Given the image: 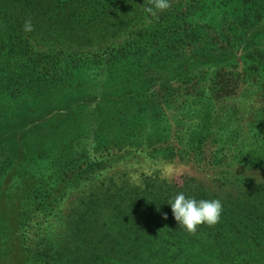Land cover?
Instances as JSON below:
<instances>
[{
	"label": "trees",
	"instance_id": "obj_1",
	"mask_svg": "<svg viewBox=\"0 0 264 264\" xmlns=\"http://www.w3.org/2000/svg\"><path fill=\"white\" fill-rule=\"evenodd\" d=\"M230 1L228 15L237 41L222 52L213 41L201 39L211 23L199 24L211 9L215 15L221 13L222 0H191L185 9L190 17L181 18L179 0L155 16L145 11L149 0H0V264H264V183H239L242 190L236 194L186 180L180 185L149 179L135 185L73 183L81 159L87 170L79 175L93 172L94 163L89 162L95 155L80 139L87 116L93 117L100 144L116 152L148 151L160 159L177 156L198 162L201 140L186 135L195 120L194 127L210 134L206 138L214 145L211 161L222 157L223 163L231 159L264 168V116L257 104L251 108L261 119L246 123L242 135H228V125L217 122L215 109L204 114L188 103L184 113L171 115L169 124L162 113V125H154V141L134 134L145 124V110L156 108L157 96L170 93L175 82L189 81L194 70L201 75L216 71L222 78L235 58L244 64V52L264 34V22L254 21L258 11L244 6L257 0H235L233 5ZM100 14L113 27L112 38L138 32L135 38L118 41L114 56L100 64L101 73L107 68L116 83L115 92L88 91L79 78L66 85L73 71L79 75L88 69L79 67L80 46L85 45L80 36ZM186 17L199 23L182 36ZM26 19L34 26L27 34L58 47L49 48L51 56L32 51L30 35L23 31ZM179 37L187 42L177 47ZM259 64L257 60L250 68L259 71ZM245 83L260 91L254 86L257 81ZM181 192L196 200L219 199V223L201 225L195 234L180 227L168 203ZM57 223L60 230L55 233L51 228Z\"/></svg>",
	"mask_w": 264,
	"mask_h": 264
},
{
	"label": "rangeland",
	"instance_id": "obj_2",
	"mask_svg": "<svg viewBox=\"0 0 264 264\" xmlns=\"http://www.w3.org/2000/svg\"><path fill=\"white\" fill-rule=\"evenodd\" d=\"M189 1L191 0H179L182 4V7L179 9L181 12L178 11L180 18L181 16L190 17L185 11V9H188L187 5H190ZM227 1L228 0H222L220 14L215 15L211 9L206 15H204V20L200 21V23L198 20L191 22L190 18L186 17V30H180V34H182V36L184 34L188 36V30H191L194 25H197V23L205 25V22L209 21L211 23L209 25L211 27H214L215 25L217 31L213 32L211 27L207 25L210 28L209 30L205 28V34L201 36L203 42L206 43L207 41H213L212 43H216V47L222 50V52L230 51L231 43L237 41L233 40L237 37V34L232 33L234 30L231 27L235 25L231 24V17L228 15L230 14L228 10L229 7L227 6L229 4L226 3ZM240 1L241 0H238L239 3ZM176 2L177 0H169L170 7L174 6V4L177 5ZM230 2V4L233 5L237 1L231 0ZM244 3V6L250 8L251 11H258L256 15L252 16L254 17V21L257 20L259 24L263 23L264 0ZM75 9V6L71 7V11ZM103 16V14H100L98 16L99 18L94 20L91 25L87 26V29L84 32L85 36H80V38L85 41V45L80 46V56L78 58L79 67L84 68V65H88V69L79 75L76 73L74 74L73 71V75H68L66 78V85H68L67 83H74L75 79L79 78L77 82L84 79L85 82L83 83V86L88 91L89 88H91L93 89V92L96 90L100 93L104 91L115 92L116 83H112L113 79L109 77L106 66H103L106 70L101 73L100 64L110 61V57L114 56L117 47L120 46L118 41L127 39V37H133L138 32L129 30L128 33L130 34H123L119 39H115V37L112 38L110 30L113 27L106 23V19H104ZM95 21H99L100 23ZM163 24L164 27L168 25L167 23ZM237 25H239V22ZM179 27L180 29H183L180 23ZM184 31H186V33H183ZM206 32H208V34H206ZM26 35H30L28 41L33 47L32 51L35 54H49V48L51 47L49 41V43H46L44 39L36 37L37 35L35 36L34 34L26 33ZM96 36L98 41L94 39ZM178 40L180 43L176 45L177 47L187 42L186 38L182 39L179 37ZM61 46L64 48V45ZM57 48L56 45L51 47L53 50H56ZM233 48L237 49V45ZM99 56L102 57L100 58ZM244 57L246 59L241 58L244 63L243 65L240 60L235 58L231 62L234 67L231 65L226 71H222V78H217L216 71H204L201 75L200 72L194 70L189 76V81L188 79H185L186 81L182 84L175 82L174 85L170 87V93L168 90H166V92L161 91L163 96H157V99L154 101L157 107H151V109L145 110L146 117L143 120L145 124L139 128L138 132H134L136 138L142 141H154L155 135H158V131L154 125H159V123L162 125V113H164L165 120L169 124L172 114L176 117L179 113H184L187 110V103L192 109L196 110L202 108L204 114L207 111H210V109H215L218 112L216 115L220 119H216L217 122L221 121L228 125V135L234 133L242 135L246 128V123L249 121L257 122L261 119L253 114L254 111L251 108V104H257L264 116V34L258 38L257 44L252 43L250 45V48L244 52ZM257 60L262 62V64H259V71L250 68L252 63H255ZM90 66L91 68H89ZM243 68L246 70V76L248 77L247 80H245L246 77L245 71H242ZM232 70L236 72L228 75ZM248 74H250V76ZM258 76L261 77L260 80ZM251 81L258 82L257 84H254V86L260 88V91L256 92L250 89V85L246 86L245 82ZM221 85H228L229 88L218 92L217 88H219V86L221 87ZM134 87H137V85L135 84L132 86V88ZM243 90L244 92L242 94ZM208 96L212 98L209 103L206 99ZM236 100H239L240 104H235ZM163 109L165 110L163 111ZM87 113L92 114L89 111ZM209 116L212 117V119L214 118L212 113L209 114ZM127 117L132 119L130 114H128ZM92 118L93 117L91 116L85 117L84 124L82 125L84 132L80 130V139L85 148L92 150V153L95 155L93 156V160L89 162L94 163L92 170H90L93 172H88L86 175H79L81 170H87L86 162L84 159H81L77 164L78 169L76 168L74 171L76 181L73 183H82L85 184L84 186L88 187L95 186L98 183L139 184L146 183L148 182L146 179H149L152 183L163 182L180 185L186 180L187 183H195L193 186L200 183L205 188L207 187L209 189L220 188L225 190V188H227V192L232 191L233 194L242 190L239 183H264V168L246 167L245 165L235 163L231 159H228V161L223 163L221 159L222 157H218V159L211 161L214 157V153L212 152L214 145H211L209 138H206L210 134H204L200 127H194L192 123L195 120L191 121L190 127L187 128L189 132L186 135L189 136L190 134L191 137H198L201 140L202 145L200 144V150L202 155L199 157L198 162L193 159L191 160V158L181 159L177 156L174 158L163 157V159H160L150 155L148 151L116 152V149L113 147L103 146L100 144L101 141L96 139L94 133L95 123ZM224 119L227 121H223ZM123 120H126V118L124 117ZM82 123L83 122H80V124ZM122 123H125V121H122ZM164 125L169 127L166 123ZM186 126L187 125H185V127ZM169 129H172L170 131L174 132V128H168V130ZM187 129H185L186 132ZM177 133H180V130ZM165 142L163 144H165ZM184 149H186V146ZM224 152L226 153L227 151ZM68 201H70V198L65 200L66 203ZM51 230H56L55 233H57L60 230L58 223L53 224Z\"/></svg>",
	"mask_w": 264,
	"mask_h": 264
},
{
	"label": "clouds",
	"instance_id": "obj_3",
	"mask_svg": "<svg viewBox=\"0 0 264 264\" xmlns=\"http://www.w3.org/2000/svg\"><path fill=\"white\" fill-rule=\"evenodd\" d=\"M150 7L145 11L153 16L157 12H163L169 9V0H149ZM34 30L31 19H26L23 25V31L30 33ZM171 206V212L178 223L189 234H195L201 225L213 227L219 223L223 211L222 202L219 199H201L196 200L192 197H186L183 192L178 193L173 200L168 203ZM166 213L162 219H167Z\"/></svg>",
	"mask_w": 264,
	"mask_h": 264
}]
</instances>
